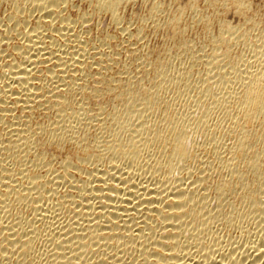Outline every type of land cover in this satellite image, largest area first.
I'll list each match as a JSON object with an SVG mask.
<instances>
[{
	"label": "bare ground",
	"instance_id": "6f19581e",
	"mask_svg": "<svg viewBox=\"0 0 264 264\" xmlns=\"http://www.w3.org/2000/svg\"><path fill=\"white\" fill-rule=\"evenodd\" d=\"M66 1L15 0L6 12L11 24L0 44L15 41L0 49V151L5 155L0 160V264H264V27L257 41H250L252 31L264 23L258 17L264 7L248 13L251 0H204L208 6L203 9L202 0H187L170 18L159 17L157 25L177 40V55L187 53L194 59L188 67L183 63L186 68L177 65V70L170 67L172 51L155 58L134 52L130 59L154 74L144 86L132 74L126 84L120 83L122 73H132L128 64L123 71L102 73L114 61L109 52L104 60L102 44L99 51L95 45L80 44V34L76 29L72 33L68 16L61 15ZM93 1L96 10L110 12L114 22L122 17L119 7L128 2ZM159 3L149 14L152 19L161 14ZM36 8L42 13L30 26L25 13ZM231 10L233 16H242L238 27L234 25L239 22L232 26L223 16ZM195 23L203 24L205 34L219 25L218 35L206 40L208 51L186 35ZM221 46L223 55L218 54ZM238 46L250 54L238 52ZM92 60L100 67L87 72ZM43 64L44 79L37 83ZM203 68L199 84L192 74ZM173 90L178 96L170 95ZM191 93L187 107L178 109L175 100ZM106 97L113 105L108 112L96 101ZM87 99H96L97 105L89 106ZM17 108L24 113L16 115ZM47 111L42 122L30 120ZM93 128L98 132L91 134ZM230 135L233 140L227 143L225 136ZM199 136L202 143L196 147ZM47 146L65 152L57 167V153L49 154ZM104 160L110 161V168L100 165ZM184 170L189 177L180 178ZM61 182L68 183L70 191L52 206L48 197ZM212 195L217 198L215 209L210 206ZM24 205L32 210L29 217L21 210L12 215ZM63 208L71 213L63 214ZM246 218L260 226L258 239L250 227L239 238L230 235ZM213 222L230 226L228 235L214 229ZM41 238L44 247L37 248Z\"/></svg>",
	"mask_w": 264,
	"mask_h": 264
},
{
	"label": "rangeland",
	"instance_id": "374dc122",
	"mask_svg": "<svg viewBox=\"0 0 264 264\" xmlns=\"http://www.w3.org/2000/svg\"><path fill=\"white\" fill-rule=\"evenodd\" d=\"M147 1V2H146ZM150 1L151 0H128V2L127 3H124V4H122L120 7H119V9H118V15L121 17V18H119L117 21H118V23H117V21L115 20V22L113 21V19H112V15H111V13L110 12H104V11H100V9H99V12L97 11L98 10V7H97V5H96V3L95 4H93L94 3V1L93 0H67L66 2H64V3H67L66 5H65V7H64V5L61 7L62 9H60V10H63V8H64V10L63 11H61V15L62 16H66L67 17V19H69V23L72 25V29L73 30H71L72 31V33H73V31L76 29V31H74V33L75 34H80V36L81 37H79L80 39H79V42H80V44L81 45H83V46H92V45H95V46H92V47H95L94 48V50L95 51H99V49H100V51L102 50V52L104 53L103 55L104 56H102V57H104V60L105 59H107V57H109L108 56V52H109V55H110V57L109 58H112L113 60L112 61H114V62H112V66H111V68H109V69H104V71H105V73H104V71L102 72L103 74H105V75H110V74H112V73H114V72H116V71H118V70H120V71H123V70H121V68L122 69H124L123 67H125L127 64L129 65V66H131L130 67V70L132 71V73H130L129 75L127 74V73H122L121 74V77L123 78V80L121 79L120 80V83L121 84H123V83H127L129 80V77H131V74H132V76L134 75V76H136V77H134V79H136V80H138L141 84L143 83V81H144V86H145V83L147 84V85H149V83L151 82V80H152V77H153V73L152 72H145V71H142L141 70V67L139 66V62L137 61V64H135L136 62L134 61V60H132V59H130V58H132V57H129V55H133L134 54V52L138 55H141V53H145V52H149L150 53V57H152V58H155L156 56H158V55H161V54H163V53H165V52H170L171 53V51H172V53H171V55H172V61H170L171 62V64H170V67H171V65H172V67H173V69L175 68V69H177L176 68V66L177 67H180V68H178V69H182L183 68V66H184V68H186V67H188L191 63H190V61H191V59L193 60L194 58H192L191 56H189V55H187V53H184V52H182V53H184V54H181L180 53V57H179V55H177V53H179L178 52V48H177V43H176V39H173V38H171V36H170V33H169V35H168V30H166V29H164L163 27H159L158 25H157V19L160 17V20L162 19V21L163 20H165V19H168V18H170L171 16H173L175 13H177V11H178V9L182 6V4H184V3H186V1L187 0H153L151 3H150ZM167 1V2H166ZM180 1V2H179ZM14 2H15V0L13 1V0H0V20L3 18V20L2 21H4L5 23H6V21H9L8 23H7V25L5 24H3L4 22H2V24H0V36L2 37L3 35H4V33H5V31H6V28H7V26H9L8 24H11V21L10 20H8L7 18H5L6 17V15H7V13H9L10 12V10H12L13 9V4H14ZM89 2V3H88ZM149 2V3H148ZM155 2V3H154ZM156 2H160L159 4H160V6H161V9H160V16H158V17H153V19H152V16L151 15H149V14H151V11H152V9L154 8V4H156ZM253 2V3H252ZM261 2H262V4H261ZM146 3H147V5H146ZM162 3V4H161ZM175 3H178V4H176L175 5ZM92 4H93V6L95 7H92ZM163 4H165V6H167V7H164V5ZM251 4H252V6H251V8L248 10V13L250 12V13H253V10H252V8L256 11L257 9H256V7H259V9L261 10V9H263V7H264V0H251ZM151 5V6H150ZM203 5V6H202ZM204 5H205V7H204ZM258 5V6H257ZM148 7V9H147V7ZM171 6V7H170ZM172 6H175L174 8L172 7ZM207 6H208V2L206 1H204V0H202V2H201V7H203V9H205V8H207ZM260 6H261V8H260ZM67 7V8H66ZM91 7V8H90ZM152 7V8H151ZM96 8H97V10H96ZM123 8V9H122ZM150 9V10H149ZM173 9V10H172ZM176 9V10H175ZM36 10V11H35ZM93 10V11H92ZM149 10V11H148ZM169 10V11H168ZM173 11V12H170V11ZM252 10V11H251ZM123 13H122V12ZM164 11H165V13L167 14H165L164 13ZM168 11V12H167ZM208 11V10H207ZM210 11V10H209ZM264 11V10H263ZM7 12V13H6ZM85 12V13H84ZM91 12V13H90ZM148 12V13H147ZM163 12V13H162ZM230 12H232V14L230 13ZM261 13H263L262 11H260ZM259 12V18H264V13L263 14H261ZM28 13H30V15H28ZM32 13V14H31ZM42 13V11L40 10V8L38 9V8H36V9H33L31 12H26L25 14H26V16H27V18L29 17V19L28 20H30V21H28L29 22V24H30V26L31 25H35V23H36V20H37V18L35 19L34 18V16L36 17H38L40 14ZM82 13V14H81ZM84 13V14H83ZM93 13V14H92ZM103 13V14H102ZM121 13H122V15H121ZM147 13V14H146ZM169 13V14H168ZM235 12L234 11H228V15H226L227 14V12H225V14H223V16L224 17H226V19L228 18L229 20L228 21H230V23H231V25L233 26L235 23H237V22H239V23H237V24H235L234 26H236V27H238L240 24H241V22H242V16H240V14H237L238 16H233V15H235L234 14ZM39 14V15H38ZM64 14H66V15H64ZM70 14V15H69ZM81 14V15H80ZM164 14V15H163ZM32 15V16H31ZM79 15H80V17L82 16V15H85L86 17H85V19H81L80 17H79ZM146 15V16H145ZM162 15V16H161ZM261 15V16H260ZM90 16V17H89ZM99 16V17H98ZM111 16V17H110ZM118 16V17H119ZM134 16V17H133ZM151 16V17H150ZM65 17V18H66ZM74 17V18H73ZM75 17H77L78 19H76ZM148 17V18H147ZM151 19H150V18ZM239 17V18H238ZM241 17V18H240ZM79 18L81 19V20H79ZM87 18V19H86ZM136 18V19H135ZM146 18V19H145ZM66 19V20H67ZM75 19V20H74ZM112 19V20H111ZM122 19V20H121ZM239 19V20H238ZM34 20V22H32ZM71 20H74V21H72L71 22ZM91 20V21H90ZM141 20V21H140ZM258 20H260V19H258ZM68 21V20H67ZM75 21H76V23H75ZM112 21V22H111ZM144 21V22H143ZM147 21V22H146ZM155 21V22H154ZM33 24H32V23ZM73 23V24H72ZM83 23V24H82ZM116 23H117V25H116ZM142 23V25L140 26V24ZM152 23V24H151ZM156 23V24H155ZM187 23L189 24L190 23V21H189V19L187 20ZM57 25L59 24V23H56ZM129 24H131V25H129ZM133 24V25H132ZM138 24V25H137ZM197 24V25H196ZM239 24V25H238ZM1 25H4V26H1ZM56 25V26H57ZM135 25V26H134ZM146 25V26H145ZM215 25H216V28H215ZM238 25V26H237ZM80 26V27H79ZM138 27V29H137V27ZM152 26H154V27H152ZM196 26V27H195ZM127 27H129L128 28V30H127ZM140 27V28H139ZM264 27V23H260V25H258V27H257V31H256V29L255 30H253L252 31V33H251V38H250V41H252L253 43L255 42V41H257V33H259L260 32V30L262 29ZM5 28V29H4ZM122 28H124L123 30H122ZM197 28V29H196ZM3 29V30H2ZM78 29H80V30H78ZM152 29V30H151ZM212 31L211 30H209V32H208V34H205V31H203V24L202 23H195V24H192V26L191 27H189L188 28V30H187V33H186V35H188V37L190 38V40L191 41H195V42H197V43H195L194 41V44H196L197 46H199V44H200V46L202 47V43H203V45H206V46H203L202 48H204V50L205 51H208L209 50V45L207 44V39H208V37L209 36H211V37H213V36H217L218 35V31L217 30H219V25L218 24H214L213 25V27H212ZM214 29H215V31H214ZM106 30V31H105ZM120 30H122L123 32H125L124 30H126V32L125 33H123L122 34V31H120ZM132 30V31H131ZM138 30V31H137ZM145 30V31H144ZM119 32V34L117 33V32ZM131 31V32H130ZM136 31V32H135ZM152 33H151V32ZM192 31H193V33L195 34H193L192 33ZM211 31V32H210ZM48 33L50 32V34H51V32L52 31H50V30H48L47 31ZM79 32V33H78ZM107 32V33H106ZM129 34H128V33ZM133 32H135V33H137V32H140V33H138V36H137V34H135V33H133ZM147 32V33H146ZM156 32V33H155ZM190 32H191V34H190ZM202 32H203V35H202ZM214 32V33H213ZM144 33V34H143ZM82 34V35H81ZM86 34V35H85ZM106 34V35H105ZM107 34H108V36H109V40H108V36H107ZM112 34V35H111ZM114 34V35H113ZM135 34V37H133L132 35H134ZM139 34H143L142 36H141V38L142 37H144V38H142L141 40H140V36H139ZM146 34V35H145ZM151 34V36H149ZM155 34V35H154ZM213 34H215V35H213ZM118 35V36H117ZM145 35V36H144ZM194 35V37L192 38V36ZM203 36V38H202V36ZM257 35V36H256ZM79 36V35H78ZM83 36V37H82ZM103 36H105V37H103ZM112 36V37H111ZM116 36V37H115ZM121 36H122V39H120L121 38ZM128 36V37H127ZM168 36V37H167ZM198 36V37H197ZM0 37V38H1ZM103 37V38H102ZM132 37H133V39H132ZM138 37V38H137ZM148 37H150V39H149V41L148 40H145V39H147ZM163 39H162V38ZM252 37H255V39L254 38H252ZM257 37V38H256ZM116 38V39H115ZM137 38V39H136ZM202 38V39H201ZM89 39V40H88ZM97 39V40H96ZM103 39V40H102ZM119 39H120V41H119ZM124 39V40H123ZM82 40H83V42H82ZM106 40V41H105ZM110 40H111V42H110ZM116 42H115V41ZM138 40V43L136 42ZM140 40V41H139ZM170 40V41H169ZM198 40V41H197ZM13 41V42H12ZM14 41L15 40H10L9 42H12V44H14ZM88 43H87V42ZM92 41V42H91ZM94 41H95V43H94ZM130 41V42H129ZM131 41H133V42H136V44L134 45L133 44V42H131ZM163 41V42H162ZM175 41V42H174ZM9 42L7 41V42H5V44H4V41H3V43L2 44H0V49L2 50L5 46H6V43L7 44H9ZM85 42V43H84ZM101 42H104V43H101ZM122 42V43H121ZM127 42V43H126ZM147 42H149V43H147ZM161 42V43H160ZM169 42H171V43H169ZM199 42V43H198ZM85 45H84V44ZM86 43H87V45H86ZM125 43V44H124ZM141 43V44H140ZM172 43H174V44H172ZM4 44V45H3ZM11 44V43H10ZM98 44H102V45H99V46H101L103 49H104V51H103V49L100 47L99 48V46H98ZM104 44V45H103ZM130 46H129V45ZM144 44V45H143ZM147 44V45H146ZM127 45V46H126ZM131 45L133 46V47H131ZM137 45V46H136ZM139 45V46H138ZM140 45H142V46H140ZM146 45V46H145ZM168 45V47L166 48V46ZM170 45V46H169ZM172 45V46H171ZM10 45H7L6 47H5V49H7L8 47H9ZM97 46V47H96ZM116 46V47H115ZM146 47V49L144 48V47ZM208 46V47H207ZM115 47V48H114ZM123 47V48H122ZM132 48V50H134V51H131L130 49ZM140 47V49H138ZM147 47L148 48H150L149 50L147 49ZM159 47V48H158ZM162 47H163V49H162ZM170 47V48H169ZM207 47V48H206ZM222 47V46H221ZM238 47L239 48H241V50H239L238 49ZM237 47V50H238V52H240V51H243L244 53H246V51L248 52V54H250V51H251V49H250V46L248 45V47L246 46V48H248L247 50H246V48L245 47H243V46H238ZM99 48V49H98ZM110 48V49H109ZM113 50H112V49ZM121 48V49H120ZM142 48V49H141ZM154 48V49H153ZM158 48V49H157ZM172 48H174V50H176V48H177V50L176 51H174ZM244 48V49H243ZM128 49V50H127ZM135 49H138V52L137 51H135ZM155 49H156V52H155ZM168 49H170V51L168 50ZM219 49H221L220 51H222V52H220V51H218V52H220V53H218L219 55L220 54H222L223 55V51H224V49H223V47L222 48H218V50ZM243 49V50H242ZM4 50V49H3ZM111 50V51H110ZM130 50V51H129ZM152 50V51H151ZM246 50V51H245ZM105 51H106V53H105ZM116 53V51H117V53L114 55L113 53L114 52ZM119 51V52H118ZM121 51V52H120ZM124 51V52H123ZM143 51V52H142ZM163 51V52H162ZM205 51H200V54H203V52H205ZM131 52H132V54H131ZM152 52V53H151ZM155 52V53H154ZM174 52V53H173ZM237 51H235V54L234 55H236L237 53H238ZM241 53V54H244V53ZM120 53V54H119ZM118 54V55H117ZM199 54V55H200ZM105 55H106V58H105ZM117 55V56H116ZM153 55V56H152ZM156 55V56H155ZM177 55V56H176ZM237 55H240V53H238ZM236 55V57H238ZM124 56V57H123ZM173 56L175 57V58H173ZM183 56V57H182ZM185 56H187V57H185ZM113 57H115V58H113ZM179 57V58H178ZM117 58V59H116ZM118 58H119V61H118ZM178 58V59H177ZM183 58V59H182ZM184 58H185V60H184ZM187 58V59H186ZM6 60L7 59H12V56H7L6 58H5ZM100 59H101V56H100ZM103 59V58H102ZM177 59V60H176ZM180 59H181V62H178V61H180ZM118 62H117V61ZM175 61V65H174V61ZM190 60V61H189ZM93 61V60H92ZM94 62L95 61H93V63H92V66H90V68L88 67L87 68V72H90V70L93 72V70L94 69H98L99 67H100V65H98V63H96L95 62V64H94ZM121 62L123 63V64H121ZM189 62V63H188ZM125 63V64H124ZM173 63V64H172ZM178 63V64H177ZM183 63H185V65H187L186 67H185V65L183 64ZM188 63V64H187ZM133 64V65H132ZM46 66V64H43V65H41L40 67H39V70H40V74L42 75V77L44 76V70H45V66ZM98 65V66H97ZM116 65V66H115ZM118 65H120V66H118ZM123 65H125V66H123ZM138 67H136V66ZM118 66V67H117ZM123 66V67H122ZM42 67V68H41ZM44 67V68H43ZM95 67H97V68H95ZM136 67V68H135ZM140 67V68H139ZM112 68H114V69H112ZM117 68V69H116ZM135 68V69H134ZM112 69V70H111ZM177 69V70H178ZM42 70V71H41ZM95 70V71H96ZM111 70V71H110ZM116 70V71H115ZM94 71V72H95ZM110 71V72H109ZM91 72V73H92ZM138 72H140V74H139V76H138ZM143 72V73H142ZM199 72H201L203 75H204V73H205V71H204V68L203 69H201L200 71H197V72H194L193 74H192V78L195 76V80L197 81V82H199V84L201 83L200 82V78H201V73H199ZM106 73H108V74H106ZM110 73V74H109ZM134 73V74H133ZM142 73V74H141ZM124 74V75H123ZM144 74H145V76H144ZM148 74V75H147ZM153 74V75H152ZM123 75V76H122ZM125 75H127L126 77H125ZM141 75H143V76H141ZM151 75H152V77H151ZM198 75V76H197ZM142 78H141V77ZM146 76H147V78H146ZM41 77V78H42ZM128 77V78H127ZM140 77V78H139ZM149 77H150V79H149ZM39 79L38 78V80L36 79V81H37V83L38 82H41L43 79H44V77L42 78V79ZM99 78V77H98ZM97 78V79H98ZM145 78V79H144ZM139 79H141V80H139ZM194 79V78H193ZM127 81V82H125V81ZM150 81V82H148V81ZM124 81V82H123ZM146 81V82H145ZM123 82V83H122ZM90 83H93V84H91L92 86H94V81H92V82H90ZM124 84V85H125ZM142 84V85H143ZM95 85H96V83H95ZM174 91H176V90H173L172 91V94H170V95H173L174 97L175 96H178L177 95V91L176 92H174ZM174 93V94H173ZM194 93V94H193ZM193 93H191V94H189L188 96H185L184 98H177L176 100H175V103H176V106H177V108L178 109H180V110H182V106H183V109H185L186 107H187V104L189 103V101H190V98H191V96L190 95H195V93H197V91H194ZM79 96H81L82 98H83V95L82 94H79ZM79 96H77V99H80L81 97H79ZM81 98V99H82ZM100 99H101V102H99L100 101ZM97 98V100L96 99H87V103L89 104V106H92L93 104V106H96L97 105V103H96V101L98 102V105H104L105 107H104V109H105V111L107 110V109H109L108 107H110V109H109V111L112 109V102H110V99H109V97H106V100H105V98ZM103 99V100H102ZM183 99H186V100H183ZM96 100V101H95ZM104 100H105V102H104ZM178 102V103H177ZM185 102H186V104H185ZM188 102V103H187ZM184 104V105H183ZM110 105V106H109ZM92 106V107H93ZM181 106V107H180ZM19 110H20V112L21 113H24L20 108H17V109H15L14 110V112L16 113V115H21V113L19 112ZM106 112H108V110L106 111ZM14 113V114H15ZM20 113V114H19ZM39 113V114H38ZM38 113H36V114H38V115H36V114H34L33 116H34V118H33V116L30 118V120L32 121V122H36V123H40V122H42L44 119H45V117H46V114L47 115H49L50 114V112L49 111H47V112H38ZM43 115H41V114ZM45 115V116H44ZM25 116H26V114H25ZM25 116H22V117H25ZM37 118H39V119H37ZM44 118V119H43ZM34 119H36V120H38V122L37 121H35ZM42 119V120H41ZM39 120H41L40 122H39ZM92 131H91V134H93V133H95V131H97L95 128H93V129H91ZM94 131V132H93ZM102 131V132H101ZM105 131V132H104ZM98 132V131H97ZM100 133L102 134V135H105L106 136V138H107V136H108V132L106 131V130H104V129H102V130H100ZM106 133V134H105ZM100 134V135H101ZM104 136V137H105ZM231 136V135H230ZM230 136H225V140H226V142L227 143H229V142H231V139L233 140V136H231V138H230ZM197 138H199L198 140H197ZM202 138L199 136V137H196V141H198V142H196L195 141V143H197V145H196V147L199 145V144H201L202 143ZM201 141V142H200ZM51 148V149H50ZM47 152H49V154H52L53 152L55 153V148L54 147H45L44 148ZM66 151V150H65ZM1 152V155H0V158L1 157H5V155L3 154V151L1 150L0 151ZM63 152L64 151H56V153H57V155H56V153H55V155L57 156L56 157V159H55V163H53V165H55V167H57L58 165H57V163L59 164V162H58V160H60L61 158H63L64 157V155H65V152H64V155H63ZM4 155V156H3ZM59 155L61 156V158L59 157ZM63 156V157H62ZM3 158H1L0 160H2ZM58 158V159H57ZM106 160V159H105ZM104 160V162H102V163H100V165L103 167L104 165V168L107 166L108 167V165L107 164H109V167L108 168H110V165H111V163H109L110 161L109 160H107V161H105ZM1 162V161H0ZM195 163V164H194ZM194 163H192V164H194L195 166H196V162H194ZM103 164V165H102ZM193 165V166H194ZM100 166V167H101ZM106 167V168H107ZM104 168H102V169H104ZM105 168V169H106ZM46 170L44 169L42 172H44V173H46L45 172ZM86 172H84V174L82 175V176H84V177H87L86 176V174L88 175V173H86ZM178 173V172H177ZM185 173H187L186 172V170H184V172L182 171L181 173H180V171H179V173L178 174H180V178H185V177H189V175H185ZM46 174H48V173H46ZM183 174V175H182ZM185 176V177H184ZM49 177V176H48ZM187 181V180H186ZM98 184H100L99 182H97V181H95V182H93V186H95V187H97L98 186ZM69 186V184L68 183H66V182H61V184L59 183L58 184V188L59 189H57V193L55 192V193H51V195L48 197V204H53L52 206H54V205H57V204H59V202H61L62 201V197H63V195L65 194H67L69 191H70V186ZM65 187V188H64ZM68 187V188H67ZM66 189V190H65ZM59 191H60V194H61V196H59L58 197V195H59ZM67 193H66V192ZM62 192V193H61ZM65 192V193H64ZM59 198V199H58ZM216 198V196L215 195H212L211 197H210V206L212 207V208H216V204H217V202H215V200H217V198ZM238 202V201H237ZM215 204V206H213L214 204ZM239 205H241L240 207L242 208V210H245L246 209V207H245V205H244V203H238ZM25 206L26 205H24V206H20V208L18 207L17 209H15L14 210V212H13V210L11 211L12 212V215H14L15 217H16V213H19L20 214V212H19V210H21V215H23V212H24V216H28L29 217V215L32 213L31 211L32 210H30L31 208L30 207H28V206H26V210H25ZM243 206L245 207V208H243ZM66 207H68V206H66ZM70 207V206H69ZM68 207V208H69ZM22 208V209H21ZM71 208V207H70ZM214 208V209H215ZM230 209V208H229ZM70 209H66V208H63V214H70L71 212L69 211ZM16 211V212H15ZM27 211V212H26ZM30 211V212H29ZM29 212V213H28ZM66 212H68V213H66ZM18 214V215H19ZM247 221V222H246ZM249 221V222H248ZM216 224H217V226L219 227V228H217V226H216ZM219 222H213V224H212V226L214 227V229H217V230H219L221 233H223L225 236H226V234H227V231H229L228 230V228H230V226L229 227H223L224 225H222V224H220ZM248 224V225H247ZM246 225V226H245ZM256 225V226H255ZM222 226V227H221ZM245 226V227H244ZM243 227V228H242ZM240 229H238V227H236V231H235V229L234 228H232L231 230V236L232 237H237L236 235H238V237L237 238H239V237H241L240 236V234L242 235L243 234V232H246L247 230H249L250 228H251V230H252V233H254L253 235L255 236H253L254 237V239H258V237L256 236V234H258L259 233V231L260 230H258L259 228H260V226H259V228H258V226H257V223H256V221L255 220H251V219H248V218H246V219H244V221H243V226H242ZM250 227V228H249ZM258 229H257V228ZM253 228V229H252ZM255 228H256V231H255ZM234 230V231H233ZM241 230V231H240ZM244 230V231H243ZM250 230V231H251ZM240 231V232H239ZM243 231V232H242ZM233 234V235H232ZM228 235V234H227ZM235 235V236H234ZM257 237V238H256ZM42 239V240H41ZM41 239H39V242L37 241V248H42V247H44V241H43V238H41ZM41 240V241H40ZM227 242H229L228 240H227ZM226 242V243H227ZM226 243H224V245L226 244ZM229 243H231V242H229ZM230 244H226L225 246L227 247V246H229ZM40 246V247H39ZM225 246H223V247H225ZM247 247V246H246ZM228 248V247H227ZM245 248V247H244ZM248 248V247H247ZM132 252V251H131Z\"/></svg>",
	"mask_w": 264,
	"mask_h": 264
}]
</instances>
